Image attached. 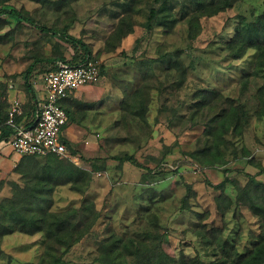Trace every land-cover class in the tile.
Listing matches in <instances>:
<instances>
[{"label": "rangeland", "instance_id": "374dc122", "mask_svg": "<svg viewBox=\"0 0 264 264\" xmlns=\"http://www.w3.org/2000/svg\"><path fill=\"white\" fill-rule=\"evenodd\" d=\"M127 1L47 0L45 4H37L30 0H0V9L22 11L35 23L33 26L5 17L6 24L0 28V72L4 71L5 79L14 83L21 74L26 75L34 59L67 54L68 50L61 47L60 42L37 26L55 31L67 29V33L88 43L93 60L103 68L99 84L105 86V96H111L112 92L116 96L104 104V113L108 115L101 128L91 134V145L84 149L85 141H82V146H78L86 160L79 159L77 164L85 170H92V161L104 158L107 169L92 174V183L85 195L72 192L67 187L59 189L52 209L78 207L82 199L87 198L100 213L92 230L94 236L108 225L119 234L130 233L146 226L134 222L139 206L136 199L153 190L159 202L151 206V211L157 214L159 225L150 231L154 235H163V251L176 258L181 253L193 258L196 251H201V259L205 257L215 261L214 256L206 257L205 243L192 230L197 225H204L206 229L217 228L223 236L236 238V247L242 250L260 232L261 220L250 213L237 188L245 186L246 175L255 176L257 181L264 183V173H259L264 167V118L254 116L257 114L252 97L255 86L242 91L238 84L241 71L252 60L254 52L250 50L247 58L241 61H230L216 47L223 35L231 33L241 16L261 12L264 6L260 0H235L226 12L202 18L200 33L189 41L186 38L188 23L180 15L186 18L193 12L191 0H169L173 13L167 12L168 16L162 17L161 27L156 26L158 18L151 31L145 29L150 0H137L139 4L130 0L134 9L125 22L134 26L132 30L127 29L125 37L117 39L119 19L126 17L123 3ZM173 14L179 19L174 27L168 22ZM175 49L186 51L179 68V73L185 69L182 83L176 69L170 70L161 62V58ZM50 67L46 62L39 63L34 68L35 73L43 76ZM121 85L125 86L119 90ZM139 88L148 97L144 103L147 107L144 117L124 116L126 113L123 114L116 104L125 93ZM205 88L220 93L211 112L227 107L226 99L239 100L250 111L248 123H242V135L237 138L228 136L239 159L232 161L233 155H228L226 166L219 168H199L190 157V153L203 144L206 124L211 117L206 115V109L194 117L192 115V103ZM242 146L247 149L249 157H242ZM124 153L135 157L142 168L125 162L117 169L113 157ZM147 170L157 174V180L152 184L142 182ZM224 178L227 179L225 193L231 205L222 215L215 201L220 192L213 190L208 183L218 185ZM8 192L6 188V194ZM185 195L190 197L189 211L180 210V202ZM194 211L202 214L201 220L197 221ZM78 240L65 259L71 264L89 263L95 242L91 237L84 238L83 230ZM0 249L3 252L0 264L37 262L42 252L41 237L9 235L0 240Z\"/></svg>", "mask_w": 264, "mask_h": 264}, {"label": "trees", "instance_id": "16d2710c", "mask_svg": "<svg viewBox=\"0 0 264 264\" xmlns=\"http://www.w3.org/2000/svg\"><path fill=\"white\" fill-rule=\"evenodd\" d=\"M30 1L45 4L47 0ZM131 1L123 3L126 17L119 19L117 39L123 38L128 33L127 29L128 31L132 30L134 26L130 22L128 24L125 22L134 9ZM233 1L235 0H191L193 12L186 18L180 15L181 19L185 20L186 24L188 23L187 40L196 39L201 30L200 21L202 18H211L226 12L232 7ZM260 1L264 6V0ZM136 3L139 4L140 1L137 2L136 0ZM167 12L173 13L172 7H169V0H150L145 29L151 31L158 18L160 19L156 26L161 27L162 17H167ZM5 17L35 26L32 19L22 11L0 9V28L6 24ZM168 22L174 27L179 19L173 14ZM37 27L46 35L51 36L52 39H58L67 44L72 49V55L68 61H65L61 54L55 57L37 58L33 65L27 68V74H30L40 62H47L51 65L47 72L58 68L57 61L70 65L82 64L86 61L97 64L93 60V53L88 44L83 39L67 33V29L55 31L47 27ZM216 49L224 52V58H228L230 61H241L247 58L250 50L254 52L252 60L248 61L246 67L242 69L238 84L242 91H247L252 85L255 86L252 97L256 102L257 114L254 116L264 118V8L256 14L241 16L234 24L231 33L227 32L221 37L220 45ZM185 53L186 51L182 49H175L173 52H169L168 56L161 58V62L166 64V68L176 69L181 83L184 80L185 69L179 73V68ZM97 66L99 67V76H101L103 68ZM124 86L121 85L118 89L121 90ZM25 89L33 97L28 80L25 82ZM202 92L204 96H197L192 103V110L194 111L192 115L194 117L197 112L206 109V111L208 110L206 115L211 117L206 124L207 129L203 144L197 147L194 153H190V157L195 162L194 165L199 168H219L226 166L228 155H233L232 161L239 159L237 154H234L231 137L228 139V136L237 138L238 135H242V123L243 125L248 123L250 111L247 109L248 106L239 100L226 99L225 106L227 107L211 112V107L220 97V93L217 90L207 88L203 89ZM146 100H148L147 93L139 88L131 93H125L117 106L123 114L126 113L124 116L144 117L147 108L144 104ZM64 143L70 156L80 153L69 143ZM241 152L242 157H249L245 147L242 146ZM79 156L80 160H86L82 155ZM113 159L117 162V169H120L125 162L142 168L136 158L128 153L114 156ZM104 160V158L94 159L92 170H84L70 159L55 155L23 157L19 170H17L21 174V182L12 186L13 192L10 198L0 201V240L5 235L16 232L28 237L40 236L42 252L39 254L37 262L28 264H71L65 258L79 242L78 239L82 230L84 238H93L95 249L92 252V260L89 263L81 264H264V183L257 181L255 176L246 175L245 186L242 188L238 186L237 188V191L244 197L250 213L261 220L260 232L252 237L248 246L239 250L236 247V238L223 236L221 230L214 227L206 229L204 225H197L192 230V233L205 243V248L208 250L204 251L206 257L214 256L215 261L206 259L204 254V258L201 259V251H196V256L193 258H188L183 253L176 258L163 251V235L159 233L154 235L150 231L159 225L157 214L151 211V206L159 202L155 198L153 190L145 192L136 199L139 206L136 209L134 222L144 223L146 226L130 233L119 234L111 229V225H108L99 235L94 236L92 230L100 218V213L95 209L94 203L87 198H83L78 207L70 206L61 210L52 209L53 194L60 186L68 185L70 191L85 195L92 183V174L95 171L107 169ZM97 163L101 164L97 165ZM25 165L32 166V168L23 171L22 166ZM145 172L142 182L152 184L157 180L155 171L147 170ZM259 173H264V167L260 168ZM226 181L227 179L224 178L218 185L208 183L213 190L220 192L215 201L216 208L222 215H225L227 208L231 205V200L224 189ZM188 190L189 193L192 192L190 187ZM189 199L188 195L181 199L180 210H190ZM193 214L197 221L202 219L201 213L194 211ZM92 234L93 236H91ZM1 254L3 252L0 249Z\"/></svg>", "mask_w": 264, "mask_h": 264}, {"label": "crops", "instance_id": "0c3cea01", "mask_svg": "<svg viewBox=\"0 0 264 264\" xmlns=\"http://www.w3.org/2000/svg\"><path fill=\"white\" fill-rule=\"evenodd\" d=\"M56 40L57 42H60L61 47L66 48V51L68 50L67 54L63 55V59L65 61L70 60L72 49L64 42L58 39ZM36 59L33 60L31 65H33ZM59 62L61 61H57V66ZM34 68L30 72V74H27L26 70V75L21 74L19 76L20 78L14 83L11 80L7 81L5 79L6 73H3L4 71L0 72V120L2 122L6 119L7 108L10 102H12L13 100H19L23 105L24 113L23 116L17 120V124L23 127H28L34 123L33 116L41 107V104L44 101L45 97L43 88V76L48 73L46 72L42 76V74L40 73H35L36 70ZM23 75L25 76L24 80ZM8 76L10 75L8 74ZM26 77L28 82L30 83L33 97H31L25 89L24 81H27ZM100 79L101 76L99 77L97 82L80 88L78 91L69 95L61 102V105L68 117V123L61 132V139L63 142L69 143V145H71L73 148L78 149V146L81 147L82 141H85L83 144L84 149L88 148L87 145H91V139L93 138L91 134L95 133L97 129L101 128L103 119L108 115L107 113H104V104H107V102H111L112 98L116 96L115 92H112L111 96L110 94L105 96V86L99 84ZM117 92L121 91L118 90ZM118 101H114V103ZM111 106L112 105H110V109H112ZM79 155L81 154L79 153L71 156V161L78 167H80L77 164L79 163L78 160L80 159ZM22 159L23 156L14 153L8 145L0 144V201L5 198H10L13 192L12 186L21 182V174L17 170H19L20 162ZM31 168L32 166L29 165H25L24 167L22 166L23 171L27 169L29 170ZM66 187L69 189L68 185L60 186L59 188H57V190L53 194V200L58 190L64 189ZM6 188L9 189V192L7 194ZM16 233H12L9 235H13ZM9 235H5L4 237Z\"/></svg>", "mask_w": 264, "mask_h": 264}, {"label": "built area", "instance_id": "2783aa9c", "mask_svg": "<svg viewBox=\"0 0 264 264\" xmlns=\"http://www.w3.org/2000/svg\"><path fill=\"white\" fill-rule=\"evenodd\" d=\"M99 77V67L91 61L77 65L59 62L56 70L43 76L45 97L31 126L17 124L24 113L23 105L19 100L10 102L5 121L0 120V144L8 145L23 157L55 155L72 160L61 139L68 123L61 102L80 88L97 82Z\"/></svg>", "mask_w": 264, "mask_h": 264}]
</instances>
